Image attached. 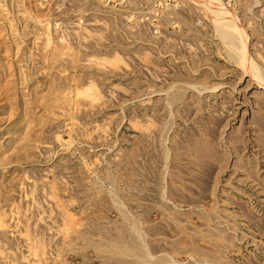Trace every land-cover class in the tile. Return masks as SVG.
Masks as SVG:
<instances>
[{"label":"rangeland","instance_id":"374dc122","mask_svg":"<svg viewBox=\"0 0 264 264\" xmlns=\"http://www.w3.org/2000/svg\"><path fill=\"white\" fill-rule=\"evenodd\" d=\"M261 82L264 0H0V264H264Z\"/></svg>","mask_w":264,"mask_h":264},{"label":"bare ground","instance_id":"6f19581e","mask_svg":"<svg viewBox=\"0 0 264 264\" xmlns=\"http://www.w3.org/2000/svg\"><path fill=\"white\" fill-rule=\"evenodd\" d=\"M246 70V69H245ZM260 84H262L263 86L262 87H264V82H261Z\"/></svg>","mask_w":264,"mask_h":264}]
</instances>
